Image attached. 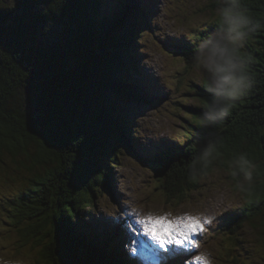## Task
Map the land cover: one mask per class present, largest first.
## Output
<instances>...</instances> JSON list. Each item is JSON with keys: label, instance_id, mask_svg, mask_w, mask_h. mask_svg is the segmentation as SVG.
Returning <instances> with one entry per match:
<instances>
[{"label": "trees", "instance_id": "16d2710c", "mask_svg": "<svg viewBox=\"0 0 264 264\" xmlns=\"http://www.w3.org/2000/svg\"><path fill=\"white\" fill-rule=\"evenodd\" d=\"M154 2L0 0V175L34 176L7 204L10 225L41 264L135 263L122 241L128 226L94 215L115 190L123 150L144 148L129 103L161 98L153 79L157 95L142 87L149 76L138 48L154 32ZM221 4V32L164 39L187 67L204 50L213 56L216 83L197 90L184 138L140 155L171 199L200 190L218 168L246 179L243 204L217 231L237 246L251 225L264 246V0Z\"/></svg>", "mask_w": 264, "mask_h": 264}, {"label": "rangeland", "instance_id": "374dc122", "mask_svg": "<svg viewBox=\"0 0 264 264\" xmlns=\"http://www.w3.org/2000/svg\"><path fill=\"white\" fill-rule=\"evenodd\" d=\"M153 1L149 20L154 32H149L144 37L148 41L138 48H145L140 67L150 81H145L142 87L148 85L154 89L156 85L162 92L161 98L156 97L154 104L129 103L128 112L143 132L144 148L135 149L138 153L128 148L123 150L119 156L121 165L114 169L115 190L98 200L99 211L94 216L105 219L107 224L119 225L120 221L127 224L133 234L130 242L122 240L127 253L132 258L145 256L151 264L164 263L166 256L172 255L184 259L185 264H264L259 228L246 226L239 237L242 240L237 244L239 248L225 235V230L217 231L226 221V214L243 204L249 190L246 179L238 180L229 170L218 168L206 176L200 190L182 199H171L159 189L150 162L141 160L145 151L156 149V143L159 146L165 140L184 138L189 126L187 120L191 119L189 107L199 106L197 90L205 79L216 83L211 69L213 56L204 50L202 59L187 67L186 55L173 52L176 48L171 43L168 49L164 39L182 38L195 31L201 35L221 32L214 22L224 3V0ZM217 2L220 5H215ZM152 93L157 95L155 89ZM12 177L0 175V264H41L38 248L32 243L24 244L17 229L10 225L7 204L19 188L31 185L34 176L28 172L16 180ZM177 235L184 236L180 239ZM169 238L174 240L163 242Z\"/></svg>", "mask_w": 264, "mask_h": 264}, {"label": "bare ground", "instance_id": "6f19581e", "mask_svg": "<svg viewBox=\"0 0 264 264\" xmlns=\"http://www.w3.org/2000/svg\"><path fill=\"white\" fill-rule=\"evenodd\" d=\"M163 144V142H161V145ZM158 148V147H157ZM156 148V149H157ZM178 236V235H177ZM184 236V235H183ZM183 236H178L180 239H182L183 238ZM174 239L173 238H169L168 240H166V241H163V242H165V243H169V242H172ZM125 242H127V241H125ZM188 248H189V251L190 250H192V249H190V246H188ZM137 259L138 260H135L134 259V261H139V262H135L134 264H144L145 262H148L149 260H148V258L147 257H144V259L142 258V256H138L137 255ZM190 259V258H189ZM153 260V259H152ZM154 261V260H153ZM175 261H180V260H175ZM183 263H184V259H183ZM161 264H164L162 261H161ZM185 264V263H184Z\"/></svg>", "mask_w": 264, "mask_h": 264}, {"label": "water", "instance_id": "95a60500", "mask_svg": "<svg viewBox=\"0 0 264 264\" xmlns=\"http://www.w3.org/2000/svg\"><path fill=\"white\" fill-rule=\"evenodd\" d=\"M166 264H184L183 261H172V262H169V263H166Z\"/></svg>", "mask_w": 264, "mask_h": 264}]
</instances>
